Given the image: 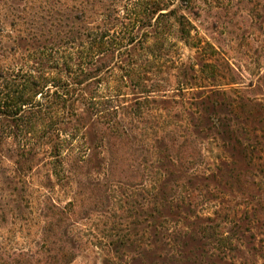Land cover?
Returning <instances> with one entry per match:
<instances>
[{
    "label": "trees",
    "instance_id": "obj_1",
    "mask_svg": "<svg viewBox=\"0 0 264 264\" xmlns=\"http://www.w3.org/2000/svg\"><path fill=\"white\" fill-rule=\"evenodd\" d=\"M67 1L56 33L29 36L10 50L28 52L33 64L15 75L0 71V154L7 139H19L8 151L15 174L31 171L43 156L55 178L68 184L75 178L76 188L90 194H102L109 182L110 189L118 188L126 177L130 196L142 193L144 203L135 230L108 235L107 245L118 255L135 248L149 264H233L226 258L242 252L237 241L260 252L247 237L250 222L227 231V216L198 211L227 188L225 180L243 177L256 160L264 141V71L256 82L239 83L243 79L232 73L214 35L218 13L200 0H146L142 18L148 29L141 37L115 30L117 18L108 11L99 33L81 5ZM205 15H213L205 29L211 41L194 43L189 16ZM179 42L202 50L201 69L177 60ZM232 85L240 88H220ZM194 90L200 92L187 99ZM210 140L225 157L206 172ZM54 203L44 210L41 253L20 254L14 264H72L81 255L85 244L71 232L79 202ZM90 204L98 209L94 200Z\"/></svg>",
    "mask_w": 264,
    "mask_h": 264
},
{
    "label": "rangeland",
    "instance_id": "obj_2",
    "mask_svg": "<svg viewBox=\"0 0 264 264\" xmlns=\"http://www.w3.org/2000/svg\"><path fill=\"white\" fill-rule=\"evenodd\" d=\"M145 1L74 0V3L81 5L87 21L97 32L101 33L104 30L103 15L108 11V15L117 18L115 30L123 31L125 34L132 32L141 37L148 29V24L142 18ZM200 1L201 6L218 13L219 26L214 35L219 43L220 54L233 69L232 73L235 71L241 76L243 80H239V83L247 85L256 82L264 71V0ZM67 3V0H0V71L7 73L10 70L8 73L15 75L21 66L33 64L28 52L22 50V53H14L10 50L21 45L20 40L28 39L29 36L37 35L44 38L56 33L59 25L64 24ZM173 3L178 4L179 0H173ZM212 16L205 15L198 20L189 16L194 28L192 31L194 43L199 38L211 41V34L205 29L209 27ZM156 20L157 17L152 23L154 24ZM172 43H176V40L174 39ZM177 46L179 47L177 60L180 57L183 62L196 64V70L201 69L199 57L202 50L197 52L196 48L187 47L180 42ZM227 73L228 71L222 70L220 74ZM206 83L208 85L209 82ZM2 84L3 81L0 79V85ZM220 88L230 91L239 89L240 85ZM199 92L200 90H194L188 93L187 99ZM18 144L19 139H7L2 147L3 153L0 154L1 264H14L20 254L28 257L41 253L46 224L43 217L45 208L50 206V201L63 207L75 199L80 204V210L70 231L85 245L81 255L72 264H149L145 255L141 254V249L137 251L131 248L129 252L126 250L118 255L107 245L110 240L108 235L110 233V236L115 235L113 230L131 233L142 221V217L139 216L140 206L144 203L142 193L130 196L134 190L125 184L128 180L126 177L120 180L118 188L110 189L109 182L107 188L100 191L102 194L98 192L90 194L86 188L80 191L76 188L75 178L71 177L73 182L71 184L55 178L48 159L43 156L31 171L25 169L22 174H15L16 165L10 160L8 151L15 149ZM218 144L212 140L205 144L202 169L206 172L212 170L214 165L219 163V159L225 157ZM256 155L251 169H243V164L238 166L239 169L246 171V175L237 180H225L227 188L213 193L212 200L198 211L203 216H213L215 211L227 216V231L241 225L249 227L248 222L251 223L249 227L251 232L247 237L253 236L251 242H255L254 246L261 251L255 255L253 251L243 246V242L237 241L242 252L228 254L229 257L226 258L228 263L234 261L236 264H264V255L261 254L262 250L264 251V141L261 139ZM104 178L102 181L108 182L109 178ZM252 197L254 206L249 204ZM92 200L98 204V209L95 204H90ZM123 202L127 204L124 205Z\"/></svg>",
    "mask_w": 264,
    "mask_h": 264
}]
</instances>
